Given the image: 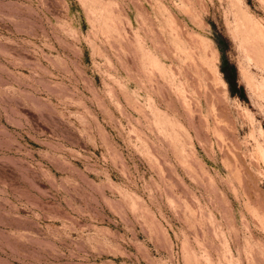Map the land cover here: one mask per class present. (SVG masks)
<instances>
[{"label": "rangeland", "instance_id": "1", "mask_svg": "<svg viewBox=\"0 0 264 264\" xmlns=\"http://www.w3.org/2000/svg\"><path fill=\"white\" fill-rule=\"evenodd\" d=\"M0 264H264V0H0Z\"/></svg>", "mask_w": 264, "mask_h": 264}]
</instances>
